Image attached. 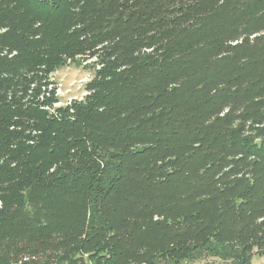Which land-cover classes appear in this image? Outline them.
I'll return each instance as SVG.
<instances>
[{
    "label": "trees",
    "instance_id": "16d2710c",
    "mask_svg": "<svg viewBox=\"0 0 264 264\" xmlns=\"http://www.w3.org/2000/svg\"><path fill=\"white\" fill-rule=\"evenodd\" d=\"M254 255L264 0H0V264Z\"/></svg>",
    "mask_w": 264,
    "mask_h": 264
},
{
    "label": "rangeland",
    "instance_id": "374dc122",
    "mask_svg": "<svg viewBox=\"0 0 264 264\" xmlns=\"http://www.w3.org/2000/svg\"><path fill=\"white\" fill-rule=\"evenodd\" d=\"M91 77V72L86 71L84 66H69L54 76V86L57 93L62 95L65 101L70 102L85 96V85ZM252 264H264V256L254 255Z\"/></svg>",
    "mask_w": 264,
    "mask_h": 264
}]
</instances>
